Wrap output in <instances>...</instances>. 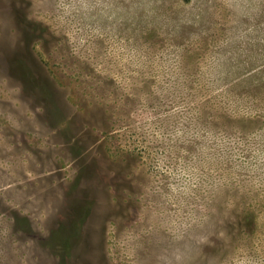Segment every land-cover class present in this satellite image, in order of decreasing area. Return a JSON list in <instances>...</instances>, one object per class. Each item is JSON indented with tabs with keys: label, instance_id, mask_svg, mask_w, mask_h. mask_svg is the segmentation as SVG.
I'll list each match as a JSON object with an SVG mask.
<instances>
[{
	"label": "rangeland",
	"instance_id": "1",
	"mask_svg": "<svg viewBox=\"0 0 264 264\" xmlns=\"http://www.w3.org/2000/svg\"><path fill=\"white\" fill-rule=\"evenodd\" d=\"M0 264H264V0H0Z\"/></svg>",
	"mask_w": 264,
	"mask_h": 264
}]
</instances>
